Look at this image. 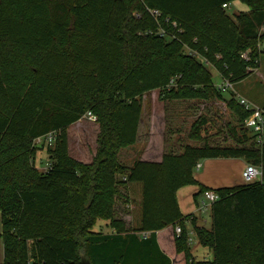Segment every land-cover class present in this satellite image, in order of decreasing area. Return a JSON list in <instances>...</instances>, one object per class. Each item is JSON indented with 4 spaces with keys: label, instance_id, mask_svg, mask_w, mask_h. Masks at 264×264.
<instances>
[{
    "label": "trees",
    "instance_id": "1",
    "mask_svg": "<svg viewBox=\"0 0 264 264\" xmlns=\"http://www.w3.org/2000/svg\"><path fill=\"white\" fill-rule=\"evenodd\" d=\"M233 1L0 0L1 264H264V144L244 126L249 111L236 94L228 106L242 127L230 128L232 143L212 145L196 121L189 136L201 146L131 166L119 160L136 142L145 93L222 96L207 64L233 84L258 67L264 0H239L248 9L230 13ZM87 112L98 124L90 163L71 156L68 139ZM50 133L51 145L36 146ZM42 151L45 170L37 167ZM219 157L261 167L262 179L217 189L199 183L197 163ZM124 174L142 186L136 228L115 217ZM192 184L219 196L211 227L193 226L211 260L194 258L185 224L195 217L177 201V190ZM98 220L112 231H95Z\"/></svg>",
    "mask_w": 264,
    "mask_h": 264
},
{
    "label": "crops",
    "instance_id": "2",
    "mask_svg": "<svg viewBox=\"0 0 264 264\" xmlns=\"http://www.w3.org/2000/svg\"><path fill=\"white\" fill-rule=\"evenodd\" d=\"M261 29L264 30V26ZM148 93L153 94L156 97L158 96L157 100H159L161 104H157L155 102L153 104H146L145 100L142 99V113L138 125L136 142L133 145L120 150L119 160L122 156V153H125L127 155V158L130 159V161L128 162L132 163L138 159L146 161H160L166 153H181L185 145H193V143L195 142H200L198 140L190 138L189 136L192 126L197 121L199 114L195 117V119L189 126H182L184 123V119L187 118V114L191 112L193 113V115L188 116V118L193 117L196 112H198V107H193L191 109L190 106L165 104L163 103V101L171 103L177 100H163L164 98L161 97L160 91L157 89L152 90ZM148 93H145L143 95V98L146 97ZM178 107H180V109ZM95 128L97 139V123ZM202 136L207 137L205 130H203ZM201 143L203 142L201 141ZM42 152H40V154ZM92 158L90 160L80 159L79 161L90 163L92 161ZM201 161L200 170L194 174L197 181H199V183H201L202 185H205L211 189H217L221 187L241 185L244 183L242 172L248 162L243 158L219 157L207 158ZM120 162L122 163L121 160ZM118 176L117 178H119V180L124 182L125 184L122 183L118 186L120 193L116 197L115 206L117 202L123 201V204H125L122 205V207L125 206V208L121 213V217L117 219L123 220L128 228H136L141 222L140 201L142 186L137 185L136 183H128L126 174ZM176 195L180 210L183 215H193L195 217L194 223L188 221L185 224V228L188 231L189 242L192 248L193 256L194 258H196L194 253L197 252V254H199V257L206 258L209 256V253L204 249L202 251L199 249L198 246L200 243L198 242V239L193 230L194 224L202 226L204 221L210 223V225L212 224V220L210 219L208 222V220L206 219V215L198 214V207L200 205L199 195H201L200 186L197 184L182 186L177 190ZM190 231H192L194 236L190 234ZM1 232L2 223L0 220V233ZM109 232L111 231L105 233ZM193 249L195 250V252ZM2 250L4 259L3 240L2 238H0V264L3 262H1ZM210 253H213L212 250H210Z\"/></svg>",
    "mask_w": 264,
    "mask_h": 264
},
{
    "label": "rangeland",
    "instance_id": "3",
    "mask_svg": "<svg viewBox=\"0 0 264 264\" xmlns=\"http://www.w3.org/2000/svg\"><path fill=\"white\" fill-rule=\"evenodd\" d=\"M247 9L248 6L246 4L240 2L239 0H235L230 4L228 11L230 13H234L240 10H247ZM260 31L261 33H264V30L260 29ZM262 47L264 48V43L262 44ZM185 50L188 51L186 48ZM258 63L259 65L257 69L254 68L252 73L249 76H247L245 79L235 82L231 90L222 92L223 93L222 96H219L218 94L213 92L209 94L207 98L177 100L171 103H167V101H163V103L173 104V105L178 104V106L180 105L190 106L191 109L193 107L194 108L198 107L199 110L198 112H196V114L193 117L188 118V116L193 115V113L189 112L187 114V118L184 119V123L182 126L183 127L189 126L193 122L195 117L199 114L197 122L198 124L202 125L207 135V138H209V141L211 142L212 145L215 144L224 145V144L232 143L233 140L230 136V131H229L230 128L233 126L242 127V125H240L238 116L228 106V100L230 99V96L232 94L240 95L241 97H244L252 106L264 107V52L260 55L258 59ZM206 67L212 72L213 82L215 83V85L219 84L222 81V79L218 74L217 70L210 64H207ZM157 98L158 96L156 97L155 95L148 93V95L143 99L145 100L146 104H153L154 102L157 104H161L160 101L157 100ZM178 108L180 109V107ZM202 121H204V123ZM95 127H96V122L89 120L88 117L85 116L81 118L77 123L72 124L68 128L69 152L71 156H73L77 160L80 159L90 160L95 155L94 154L95 149L97 148ZM202 144L203 143H201V141L198 143L197 142L193 143V145L196 146H201ZM37 158H38L37 167L39 168L44 167L45 164L48 162L47 154L45 151L42 152L41 154L39 152L37 154ZM120 160L124 165L131 166L133 164L132 162H128L130 161V159L127 158V155L125 153H122ZM201 162L199 161V164ZM200 168L201 167L199 168L195 167L194 173L198 172ZM136 184L141 185L140 183H136ZM199 196H200L199 201L201 203V201L204 200L205 197L203 194ZM124 204L123 201L116 203L115 206L116 218L121 217V213L125 208V206L122 207V205ZM198 212L199 215H206V219L209 222V220L211 219L210 218L211 211L206 214H203L200 211ZM202 226L210 228L211 225L210 223L204 221ZM94 230L95 231L101 230L102 232H108V231H112V228L109 226L108 221L98 220L96 226L94 227ZM190 234L194 236L192 231H190ZM198 247L201 251L203 249L205 251H208L209 256L206 258H201L199 257V254H197L196 252L194 253L196 259L199 260L213 259V253H210V249H208L207 247L205 248L201 244H199ZM2 261H3V250L1 252V262Z\"/></svg>",
    "mask_w": 264,
    "mask_h": 264
},
{
    "label": "built area",
    "instance_id": "4",
    "mask_svg": "<svg viewBox=\"0 0 264 264\" xmlns=\"http://www.w3.org/2000/svg\"><path fill=\"white\" fill-rule=\"evenodd\" d=\"M224 7H228L229 5L224 4ZM155 14H159L158 12H154ZM242 58L246 60H250V52L249 50H245L241 53ZM217 89L221 92L229 91L233 88V83L226 78H222V81L216 85ZM239 103L245 107L246 110L249 111L248 116L244 120V126L251 131L253 135H255V139L258 144H264V107L260 106H252L244 97L240 95H236ZM87 116L89 120L96 122L97 117L91 112H87L83 117ZM55 139V134L50 133L45 137H39L35 140L36 146H47L51 145ZM49 163L47 162L44 167L41 169L45 170L49 167ZM197 168L200 167V164L197 163ZM262 169L261 167L254 165L252 163H247L246 167L242 172V178L244 183H253L255 181H260L262 179ZM205 199L201 201L198 211L203 214H206L211 211L213 203L218 200L219 196L214 190H207L203 193ZM175 231L177 235H180L182 228L179 225H176Z\"/></svg>",
    "mask_w": 264,
    "mask_h": 264
}]
</instances>
